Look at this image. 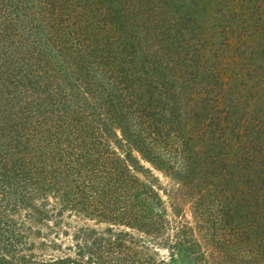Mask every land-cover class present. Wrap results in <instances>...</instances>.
Wrapping results in <instances>:
<instances>
[{
  "label": "trees",
  "instance_id": "16d2710c",
  "mask_svg": "<svg viewBox=\"0 0 264 264\" xmlns=\"http://www.w3.org/2000/svg\"><path fill=\"white\" fill-rule=\"evenodd\" d=\"M0 1L4 3L0 2V82L5 72L2 69L7 70L12 66V70L6 72V78L10 82L16 81L19 93L24 87L29 89L30 83H17L14 77L18 69H23L22 65L29 74L36 71V66H32V59L26 61L19 54L35 50L38 46L41 51V48H45L44 40L57 43L64 53L62 62L56 64L59 69L52 75L56 80L50 83L55 85L48 96H40L32 104L28 94L25 100L18 94H8V99L2 103L4 108L0 107V118L3 111L10 116L12 108L19 109L13 110L15 116L12 119L9 116L2 117L3 128L0 129V132L9 131L10 136L6 152L2 154L6 167L4 180L9 185H13L14 180L20 183L26 181L29 186L38 184L48 177L47 166L50 167L46 159L40 161L42 156L47 152L52 157L51 163L55 164L57 162L54 157L57 159L56 156L62 152V158L65 155L72 158L69 160L74 163L77 172L82 170L85 173L87 187L98 195L97 202L101 200L106 204L108 214H113L102 215L103 220L145 231L153 230L154 221L146 216L152 211L141 209L147 205L150 187L148 181L140 179L136 174L149 169L141 163L137 151L146 156L158 170L167 175L174 172L178 179L184 181L185 186H194V182L197 185L200 175L208 176L200 185L209 184L211 192H216L213 196L219 214L223 211L221 208H224L225 213L232 208L223 202L225 199L233 201L241 197V200H246L250 197L264 205V187L259 186L260 181L264 184V177L260 173V170H264V108L258 104L261 101L251 103L248 112L236 113V104H233L235 111L225 110L222 101L224 81L217 70L219 57L215 59L216 63L209 64L208 60L202 58H207L204 54L194 57L191 53L192 44L216 42L222 33L221 25L217 22L218 26H210L212 32L202 26L201 16L205 15L203 9L208 1L166 0L162 4L163 13L160 7L157 15L147 10L149 5H146V10L134 6V0ZM5 4L8 12L1 15V7ZM187 6L191 10L186 9ZM199 11L201 16H196ZM38 19L40 23L35 22ZM195 28L199 32L192 35ZM20 29L28 33L24 34ZM25 38L29 48L23 42ZM262 43L257 47L261 48L260 52H264ZM236 47L237 41L234 40L232 49ZM263 60H260L262 64ZM262 64L253 65L254 72L261 77H258V82H264ZM61 68L64 75L60 79ZM99 69L101 72L106 70L107 73L102 72L106 74L105 78L98 76ZM197 87L200 93L194 94L193 89ZM203 88L208 91L207 98L201 94ZM203 98L206 101H201ZM210 98L217 106L208 101ZM214 109L217 111L212 112ZM87 110L91 112L90 119L85 116ZM210 115L216 119L212 121ZM236 116L239 118L237 123ZM222 118H231L230 121L234 123L231 128L233 132L229 131V135L225 130L228 126L223 124ZM118 129L121 137H118ZM182 132L188 135L183 137ZM142 134L149 137L155 134L161 140V146L169 148L176 146L180 139L176 148L185 159L184 167H181L185 169L184 173L179 170L170 171L174 167L165 161L157 164L152 156L161 157L158 154L152 155L157 152L156 147L154 143L147 144ZM195 134L203 137L204 144H197ZM236 135L240 144L242 139H246L241 146H245V152L258 151L256 155L245 156V161L251 164L250 168L259 171L257 174L248 166L239 170L240 173L236 174L239 184L235 197L233 192L226 191L223 151L229 149V146L235 149ZM193 140L194 146L191 144ZM37 142L38 147L35 146ZM61 144L62 151L59 150ZM119 147L124 150L120 152ZM17 168L22 172L15 175ZM70 171L67 167L60 174L69 175ZM59 176L61 179V175L56 179ZM65 178L62 177V181ZM155 196L154 193L151 198L153 203L156 200L158 203L163 201L160 195ZM204 198L205 195L200 199ZM202 201H198L196 212L198 215H208V208ZM151 205L148 203L147 207ZM115 206L121 209V215H115ZM226 208H229L228 211ZM22 238L20 227L17 230L0 227V264H17L16 261L19 264L45 263L29 262L26 256L13 253L14 249L23 244ZM109 243L99 245L98 264H111L105 258L110 251L107 250ZM88 252L92 264L93 252ZM78 254L81 256L84 252ZM66 258L70 260V257ZM62 260L57 258L49 263H62Z\"/></svg>",
  "mask_w": 264,
  "mask_h": 264
},
{
  "label": "rangeland",
  "instance_id": "374dc122",
  "mask_svg": "<svg viewBox=\"0 0 264 264\" xmlns=\"http://www.w3.org/2000/svg\"><path fill=\"white\" fill-rule=\"evenodd\" d=\"M201 1H208L203 9L205 15H199L201 11L196 13V16L202 17V26L207 27L212 32L210 26L216 25L215 22H217L221 25L222 33L216 42H209L207 45L196 44L197 46L192 44L191 53L194 57L201 53L204 54L207 58L201 57L208 60L209 64L216 63L215 59L219 57L217 70L221 73L224 81L222 84L224 100L222 99V101L225 110L227 108L235 111L237 108L236 113L248 112L249 105L259 100L261 103L258 104L263 109L264 82L261 80L258 82L260 75L254 72L253 65L262 64L260 60L264 59L262 55L264 52H260L261 48H257L259 44L264 42V0ZM0 2L4 4L3 1ZM134 2V6L144 7V10H146V5H149L147 10L152 15H157L160 12V7L161 12L164 11L162 4L166 0H134ZM188 3L186 2V5ZM6 6L5 4L1 7V15H6L4 13L8 12L5 10L8 9ZM172 6L174 5L169 7ZM187 7L186 9H189ZM160 17L161 14L157 20ZM35 22L40 23L41 20L38 19ZM28 26L31 27L32 25L29 23ZM21 32L28 33L25 30ZM197 32H199L197 29L193 30L192 35H197ZM39 34L40 31H38ZM42 34L43 32H41ZM229 36L231 38H228ZM234 40L237 41L236 49H232ZM228 41H231L230 45ZM244 41L248 45L244 44ZM23 42L29 48L26 38ZM43 45L45 48H41V51L38 50V46L35 50L30 49L24 54H19L26 61L32 59V66H36V71L33 70L29 74L22 65L23 69H18V74L14 77L15 80L17 79V83H30L28 84L29 89L24 87L23 91L19 93L18 87L15 86L16 81L10 82L9 78H6V72L11 71L12 66L7 70L2 69L5 71L2 75V82H0V107L2 109L4 108L2 103L8 99V94H18L22 100H25V95L28 94L29 101L32 100L31 103L35 104L40 96L46 97L51 93L55 83H50L56 80L52 75L59 69L56 64L62 62L64 53L57 43L44 40ZM23 48L26 49L25 46ZM251 52H253V56ZM262 65L264 66V60ZM102 72L107 73L106 70ZM102 72L100 69L98 70V76L101 79L106 77V74ZM60 73L58 74L61 79L64 75L62 68ZM193 90L195 91L194 94L200 93L199 87ZM206 90L205 88L201 90L204 97L208 92ZM201 101L204 102L206 99ZM208 101L212 102V99L210 98ZM212 103L217 106L214 101ZM233 104L237 106L234 108ZM12 109L19 110L15 107ZM13 110H11L10 116L3 111L2 117L8 118L9 116L12 119L15 116L12 113ZM215 111L217 110H212V112ZM90 113L89 110L85 113L89 119ZM2 117L0 118V129L3 128L1 126ZM209 119L214 121L216 118L214 115H210ZM238 119L236 116V123ZM223 120V124L228 126L225 129L227 134L229 131L233 132L231 128L234 123L230 121L231 118H224ZM117 132L118 137H121L120 129ZM8 133L7 130L0 132V227L2 229L8 227L13 230L20 227L22 229L23 244L14 249L13 253L26 256V259L30 260L29 262L77 264L75 261H80L83 264H90L91 254L88 251H91L93 252L92 264H98L99 245L102 243L104 246L106 242H110L107 245V250L110 249V251L105 258H108L111 264H264V205L255 201L256 198L249 197L246 200H241V197H238L233 201L225 199L223 202L232 208H226V211L229 209V212L226 213L224 208H221L223 211L219 214L213 196V194L216 195V192H211L209 184L200 185V182L204 183L208 176L200 175V182H197V185L194 182V186H185L184 181L178 179L174 172L172 175H167L148 161L146 156L135 151L144 167L149 169L136 174L140 179L148 181L147 185L150 187V195L146 198L147 205L148 203H152V205L147 207L145 203L144 209L140 205L139 207L145 212L152 211L146 216L153 219V230L145 231L118 223L113 224L102 219L104 215L113 214H108L109 212L105 210V203L101 200L99 203L97 202L98 195L87 187L85 173H82V170L77 172L73 167L74 163L69 160L72 158H67V155L62 158V152L56 156L57 159L54 157L57 162L55 164L51 163L50 158L52 157L47 152L45 156H42L40 161L46 159V163L50 167L47 166L48 177L38 184L29 186L26 181L20 183L17 182L18 180H14L13 185H9L4 180L6 167L4 166L5 157L2 158L10 139ZM185 135L188 134L182 132V136ZM156 137L155 134L153 137L142 134V138L146 139L147 144L154 143L153 145L156 147L157 152L152 155L158 154L161 157L152 156L154 161L157 164L165 161L167 165L174 167L170 171L179 170L184 173L185 169L181 167H184L183 160L185 159L181 157V151L176 148L180 144V139L176 146L173 145L169 148L167 146L162 147L161 140ZM195 137L198 145L205 141L201 135L195 134ZM245 141L246 139H242L240 144V140L237 139L234 150L232 146H229V149L225 148L223 151L225 153L223 161L226 191L228 193L233 192L235 197L239 184L236 174L240 173L239 170L248 166V169L257 171V174L259 171L250 168L251 164L245 161V156H252L258 152L255 148V152L254 150H250L249 153L245 152V146L241 147ZM38 144L39 142L35 146L38 147ZM191 144L194 146L195 141H191ZM50 149L54 151V149ZM60 149L62 151V144ZM118 150L122 152L124 149L119 147ZM235 154L239 156H235ZM195 158L198 159V157ZM49 159L50 162H48ZM237 159L239 160L237 161ZM67 167L71 169L69 175L63 174L62 176L60 171L64 173ZM15 170V175L22 172L20 168ZM260 173L264 177V170H260ZM58 175H61V179L60 176L56 179ZM62 177L66 178L62 181ZM219 186L221 185L219 184ZM259 186L264 187L263 181H260ZM154 193L156 194L155 197L160 195L163 200L161 203H158V200L153 203L151 198ZM203 195L205 198L200 199ZM199 200L204 201V206L208 208L206 209L208 215H198L196 212ZM113 209L115 215H121V209L116 206ZM82 252L84 254L79 256L78 253ZM66 257H70V260ZM57 258H62L63 262L49 263ZM16 263L19 264L18 261Z\"/></svg>",
  "mask_w": 264,
  "mask_h": 264
}]
</instances>
